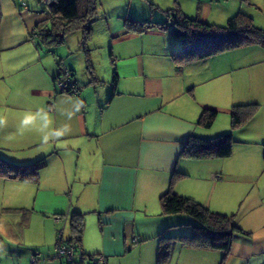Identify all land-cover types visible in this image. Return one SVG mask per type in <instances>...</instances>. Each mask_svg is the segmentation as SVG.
Instances as JSON below:
<instances>
[{"label": "crops", "instance_id": "1", "mask_svg": "<svg viewBox=\"0 0 264 264\" xmlns=\"http://www.w3.org/2000/svg\"><path fill=\"white\" fill-rule=\"evenodd\" d=\"M248 8L264 30V5ZM0 10V156L45 158L36 183L0 177V264H60L53 246L59 232L65 242L73 237L76 212L85 259L103 253L108 264H158L166 235L174 240L166 264H264V48L246 45L177 67L171 55L183 45L171 25L136 32L122 20L109 26L112 90L92 88L99 79L85 47L87 84L57 93L53 77L68 68L76 79L78 63L59 50L65 39L48 45L35 34L49 22L46 2L0 0ZM246 103L258 110L232 131L229 157L181 155L190 135L230 131L232 106ZM203 109L217 111L209 128L197 123ZM174 172V193L232 214L242 229L223 260L220 250L179 241L193 233L189 216L162 215L159 199Z\"/></svg>", "mask_w": 264, "mask_h": 264}, {"label": "trees", "instance_id": "2", "mask_svg": "<svg viewBox=\"0 0 264 264\" xmlns=\"http://www.w3.org/2000/svg\"><path fill=\"white\" fill-rule=\"evenodd\" d=\"M44 1L50 12V19L46 25L41 24L35 28V34L40 37L42 42H47L48 45H60L64 42L68 33L76 30L81 31L83 43H86L91 38L92 23L96 17L98 0ZM166 15L167 20L163 23L138 22V20L130 18H124L123 21L127 30L136 32H143L153 28L164 29L171 25V35L179 39L183 45L182 51L171 55L177 67L246 45L256 44L264 48V30L257 27L253 18L244 12L240 11L230 17L224 26L207 23L198 17L190 18L180 8L170 9ZM85 52L86 60L89 63L88 49H85ZM113 66L115 67V65ZM68 70L73 78V72L70 69ZM115 78L116 75H114V82ZM57 93L72 94L70 90L58 91ZM257 110L258 104L256 103L232 106L230 111V131L212 138L190 135L183 144L181 155L193 159L229 157L232 154L233 146L232 131L245 125L252 119ZM216 116V110L203 109L197 123L204 128H209L214 123ZM44 165L45 158L28 163H15L0 156V177L36 183L39 178V172ZM177 173L174 172L172 174L169 189L160 196L162 215L186 214L195 219L196 225L193 226V233L181 236L179 241L191 247L220 250L223 253V260L229 252L233 234L242 232V229L236 224L232 214L214 212L190 197L174 193L171 186L177 179ZM70 226L73 237L68 241L70 242L71 240L75 249L81 251L80 241L83 227L81 213L72 214ZM160 237V240L164 242L160 246L158 264H166L169 260L174 240L166 235H161ZM68 241L67 243H69ZM84 259L82 254L81 260ZM81 263L82 261H79V264Z\"/></svg>", "mask_w": 264, "mask_h": 264}, {"label": "rangeland", "instance_id": "3", "mask_svg": "<svg viewBox=\"0 0 264 264\" xmlns=\"http://www.w3.org/2000/svg\"><path fill=\"white\" fill-rule=\"evenodd\" d=\"M251 3L254 6L264 5V1L258 0H98L96 17L92 23V35L89 41L84 44L81 40V31L76 30L65 36V43L59 50L64 49L66 54H68L67 51H70L69 58L78 63L77 70L74 68L77 73V75L75 73L76 79L74 76L73 79L77 82L78 87L82 86L83 88L90 79L83 50L85 47L89 48L90 61L94 71H96L94 72L95 76L99 79L98 83L91 84V86L94 85L92 88H96L98 91L102 89L111 91L113 88V68L109 59V50L112 46L109 26L113 28L116 23H120L124 18L138 20V22L163 23L167 20V11L176 8H180L190 18L198 17L207 23L224 26L226 21L236 13L240 11L246 13L247 10L251 12L248 8ZM254 15H256V19H259L260 15L256 12ZM58 55L57 52L54 58L56 62L60 60ZM48 56L53 62L52 54ZM56 75L52 80L54 85ZM55 90L58 92L57 89ZM189 218L194 223L189 226L192 230L196 221L192 217ZM86 260L84 259L85 262Z\"/></svg>", "mask_w": 264, "mask_h": 264}, {"label": "built area", "instance_id": "4", "mask_svg": "<svg viewBox=\"0 0 264 264\" xmlns=\"http://www.w3.org/2000/svg\"><path fill=\"white\" fill-rule=\"evenodd\" d=\"M55 87L58 91L70 90L72 94H76L79 90L76 81L72 78V74L67 68H62L56 75ZM131 241H138V238L132 237ZM77 252L73 244L62 240L61 233L59 232L53 246V253L60 264H79V261H82L81 264H108V256L106 254L99 253L91 255L86 258L87 260L85 262L81 260ZM30 261L31 263H35V255H31Z\"/></svg>", "mask_w": 264, "mask_h": 264}, {"label": "water", "instance_id": "5", "mask_svg": "<svg viewBox=\"0 0 264 264\" xmlns=\"http://www.w3.org/2000/svg\"><path fill=\"white\" fill-rule=\"evenodd\" d=\"M78 253H79V257H81L82 256L81 251H78Z\"/></svg>", "mask_w": 264, "mask_h": 264}]
</instances>
